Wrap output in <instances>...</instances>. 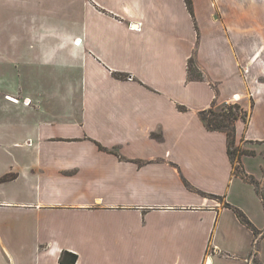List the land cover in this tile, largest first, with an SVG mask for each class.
I'll return each mask as SVG.
<instances>
[{
    "label": "crops",
    "instance_id": "1",
    "mask_svg": "<svg viewBox=\"0 0 264 264\" xmlns=\"http://www.w3.org/2000/svg\"><path fill=\"white\" fill-rule=\"evenodd\" d=\"M191 3L0 0V264H264V0Z\"/></svg>",
    "mask_w": 264,
    "mask_h": 264
},
{
    "label": "trees",
    "instance_id": "2",
    "mask_svg": "<svg viewBox=\"0 0 264 264\" xmlns=\"http://www.w3.org/2000/svg\"><path fill=\"white\" fill-rule=\"evenodd\" d=\"M187 7L192 14V3L191 0H185ZM253 105V104H252ZM249 114L240 105L234 104H224L221 107H216L215 103L211 108L200 113V118L204 123L205 128L212 132H223L227 137L228 145V155L232 165L234 166L235 159L239 164V160L242 156H251L252 153L241 150L235 146L234 140V123L237 120H242L247 123ZM240 166V164H239ZM238 169V167H237ZM5 177L4 179H7ZM226 207L230 208L235 214L238 221L245 226L247 229L253 232L255 237L258 236V230L254 227L251 221L246 217L244 213L236 208H232L229 205ZM77 261V256L73 253L64 251L61 253L59 262L60 264H75Z\"/></svg>",
    "mask_w": 264,
    "mask_h": 264
},
{
    "label": "rangeland",
    "instance_id": "3",
    "mask_svg": "<svg viewBox=\"0 0 264 264\" xmlns=\"http://www.w3.org/2000/svg\"><path fill=\"white\" fill-rule=\"evenodd\" d=\"M227 84H229L230 86H231V84H232V80L231 81H228V82H226V85ZM253 101H252V97L251 96H249L248 95V103H247V105H248V107H247V109H250V106H251V103H252ZM227 104H234V103H232V102H230V103H227ZM224 105V104H223ZM220 107V106H219ZM248 113V112H247ZM263 156H264V154H263ZM262 155H251V156H248V157H246L247 159V161H246V163H247V167H248V169L250 170V171H252L253 173H255V174H261L263 171H262V169H261V167H260V164H262V161H264V157H263ZM236 163V159H235V162H234V168L237 170V167L239 168V166H237V164H235ZM235 215V214H234ZM250 219V218H249ZM259 224H263L262 226H264V216L263 217H260L259 218ZM254 224V223H253ZM255 225V224H254ZM256 226V225H255ZM255 240H256V238H255ZM254 240V241H255ZM223 248H227V246L225 245ZM254 248L256 249V242H255V244H253L252 245V247H251V249H250V254H255L254 253ZM261 250V245L259 244L258 246H257V252L258 251H260ZM252 256V255H251ZM254 259V257H252V260ZM139 264H150L149 262H141V263H139Z\"/></svg>",
    "mask_w": 264,
    "mask_h": 264
}]
</instances>
